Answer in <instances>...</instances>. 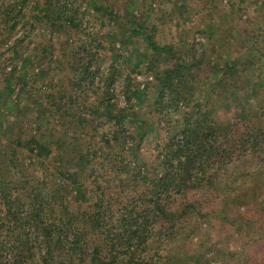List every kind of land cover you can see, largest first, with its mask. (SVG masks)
<instances>
[{"label": "trees", "instance_id": "obj_1", "mask_svg": "<svg viewBox=\"0 0 264 264\" xmlns=\"http://www.w3.org/2000/svg\"><path fill=\"white\" fill-rule=\"evenodd\" d=\"M105 1V8L98 0L93 7L113 20L118 9ZM227 1L206 7L203 24L223 31L210 53L183 56L163 47L169 65L156 72V111L166 100L191 110L149 160L140 155L146 131L127 125L140 85L125 78L129 105L121 106L115 93L121 56L111 47L103 68L101 44L94 50L91 42L76 43L66 58L71 74L44 93L27 92L23 76L6 86L17 105L30 93L24 104L38 107L48 124L25 133L11 120L0 122V264H213L203 223L235 232L254 226L264 236V84L246 90L250 66H259L264 82V0L254 1L257 14L244 17L239 33L235 4ZM79 9L73 0H44L39 18L55 32L77 24ZM123 18L133 31L143 30L136 11L127 9ZM250 33L259 39L246 51L237 48V38ZM202 72L209 88L196 100ZM243 94L254 101L243 102ZM224 95L233 98L225 117L214 100ZM102 125L109 126L100 133Z\"/></svg>", "mask_w": 264, "mask_h": 264}, {"label": "rangeland", "instance_id": "obj_2", "mask_svg": "<svg viewBox=\"0 0 264 264\" xmlns=\"http://www.w3.org/2000/svg\"><path fill=\"white\" fill-rule=\"evenodd\" d=\"M44 0H0V122L4 119L11 120L16 130L23 128V132L34 133L36 124L42 121V125L48 124L47 120H40L38 110L26 106L33 96L25 93L24 103L15 104L11 91L6 87L17 86L18 79L23 76L26 80L27 92L44 93L51 81H59L70 75L66 68V58L70 49L76 43H92L93 49L99 44L103 56L106 58L103 68L111 62V56L106 53L109 47L115 55L120 54L118 67L121 69L115 93L121 106H128L124 95L125 78L130 74L133 83L140 85L139 99H132L135 116L127 122L132 132L138 128L144 129L146 135L141 148V159L152 158L157 145L163 143L170 135L175 134L183 125L184 115L191 110L186 104L178 106L171 100L164 101V109L156 111L155 99L159 92L156 72H162L168 67V48L173 46L176 53L187 56L194 52L200 57L204 51L210 53L209 48L219 41V34L223 31L210 32L207 25L203 24V17L208 14V9L217 6L218 1L225 5L227 0H111L118 16L109 20L94 9L95 0H73L79 9V22L72 26L61 27L53 31L48 24L39 18L40 5ZM235 4L237 16L233 27L238 31L243 28V19L248 14L253 17L257 14L255 0H232ZM133 2V3H132ZM104 8L108 4L105 0H98ZM206 3V5L204 4ZM136 11L137 16H143V30H135L124 21L126 10ZM7 13L13 16V20H5ZM240 17L241 19H239ZM199 22V24H198ZM201 22V23H200ZM12 24V25H11ZM225 31V29L223 28ZM204 32V33H202ZM151 35L158 45L152 47L148 40ZM247 38L248 40H245ZM241 41L236 40L237 48H250L258 40L254 33L244 34ZM262 40V39H261ZM194 46V48H193ZM162 47V48H161ZM225 51V50H224ZM226 53V51H225ZM114 60V59H113ZM133 67L130 69V66ZM259 66H250L247 69V77L251 92L254 85L264 84ZM208 74L202 72L199 78L201 88L196 93L195 99L201 100L206 96L209 88ZM9 81V82H8ZM256 87V86H255ZM39 91V92H38ZM245 94V93H244ZM242 95L243 102H253L252 94ZM214 97L218 110L225 117L228 113L229 102L233 98L224 100ZM80 121L83 120L80 117ZM85 124V123H84ZM109 125H102L100 133L106 132ZM2 128V125H0ZM100 140V137H97ZM102 141L96 142V148L100 149ZM38 159L44 158L39 152L35 153ZM252 213L249 212V219ZM247 222H243L242 227ZM202 231L207 228L205 246H210L207 259L216 260L213 264H264V236L260 237V231L254 226H244L239 232L234 227L215 222L212 226L208 221L203 223ZM238 226V225H237ZM259 228V225L256 224ZM194 243L198 239H192ZM232 252V253H231Z\"/></svg>", "mask_w": 264, "mask_h": 264}]
</instances>
